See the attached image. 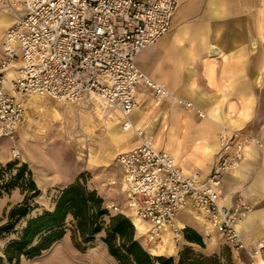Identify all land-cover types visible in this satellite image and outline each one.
Returning a JSON list of instances; mask_svg holds the SVG:
<instances>
[{"label":"built area","instance_id":"1","mask_svg":"<svg viewBox=\"0 0 264 264\" xmlns=\"http://www.w3.org/2000/svg\"><path fill=\"white\" fill-rule=\"evenodd\" d=\"M177 2L0 0L2 9L16 12L0 48V139L14 142L24 121L22 100L33 96L85 108L97 101L125 117L136 108L139 81L156 103L169 98L162 86L138 70L135 58L169 31ZM12 69L15 76L4 93L5 75ZM197 115L201 117L198 111ZM124 128L129 129L130 124L126 122ZM135 135L139 144L117 154L115 162L125 209L142 226L145 239L159 243L176 214L192 207L207 218L231 248L244 251L235 227L249 208L240 200L232 209L220 206L222 195L217 183L223 173L238 168L248 148L261 147V141L240 131L231 132L226 140L220 138V150L211 170L200 182L196 175L183 173L167 153L154 149L141 132ZM10 155L17 159L19 152L13 147ZM104 209L113 214L121 212L113 203ZM171 234L176 241L182 236L178 228H171ZM246 254L248 261L244 264L264 259V237Z\"/></svg>","mask_w":264,"mask_h":264},{"label":"crops","instance_id":"2","mask_svg":"<svg viewBox=\"0 0 264 264\" xmlns=\"http://www.w3.org/2000/svg\"><path fill=\"white\" fill-rule=\"evenodd\" d=\"M0 18L5 19L0 21L2 27H7L14 19L13 15L3 12ZM135 64L147 79L162 86L170 97L156 103L150 90L139 81L135 93L136 108L126 118L117 109L97 110L95 101L90 109L81 105L67 108L75 114L92 111V115L100 117L110 142H125L120 153L136 147L139 139L135 134L141 132V137L154 149L173 157L183 173L196 175L203 182L220 150V138L226 140L231 132L240 131L264 142V0H178L169 31L140 51ZM14 76L12 69L4 80L11 82ZM36 98L39 97L33 100ZM33 100L24 101L27 116L36 109H43L36 107L40 99L35 103ZM184 102L191 106L185 107ZM115 113L118 114V125L112 120ZM54 117L60 120L59 114ZM24 122L25 127L18 132V138L28 132L29 116ZM126 122L130 124L129 129L124 128ZM30 171L40 191L45 183L39 182L38 171ZM119 177L120 173L115 176V184L120 185ZM73 181L69 179L59 188ZM217 186L222 195L221 206L232 209L237 197L256 206L254 213L238 227L242 238L253 237L247 240L248 243L246 241L252 251L264 237V151L248 148L238 169L223 173ZM102 192L106 197L108 192ZM124 209V206L120 208V214L131 221V214ZM188 213L187 210L179 212L175 226L182 227L180 221H185L189 228L196 230ZM196 225L203 228L199 223ZM164 231L161 241L173 254L170 229ZM139 244L149 253L147 248L151 250L153 243L148 245L142 240ZM103 248L107 251L105 245ZM54 251L59 252V261L55 264H87L73 260L79 253L73 246L70 232L35 258L34 264Z\"/></svg>","mask_w":264,"mask_h":264},{"label":"rangeland","instance_id":"3","mask_svg":"<svg viewBox=\"0 0 264 264\" xmlns=\"http://www.w3.org/2000/svg\"><path fill=\"white\" fill-rule=\"evenodd\" d=\"M1 12L0 10V13ZM7 27L0 26V41H2ZM8 83L7 80L4 82V93L9 91L10 81H8ZM28 99L33 100V98ZM36 99L41 100L36 104V107L43 109L42 111L36 109L28 115L31 119L29 128H27L28 132L24 134L22 138H18V132L25 127V122L23 121L14 135V142H10L7 139H0V164L4 165L8 162H16L20 165L27 163L28 168L40 173L39 177L41 181L39 182L45 183L40 190L39 197L33 201V206L36 208L27 218L44 210H50L52 208V200L57 195L59 189H61L59 187L62 183L69 179L75 180L78 177H81L87 189H97L98 192L96 190L94 191L100 198V195L104 196L102 191L105 193L108 192L107 196H104L105 198H101L103 207L109 203H113L119 209L124 206V195L118 188L119 184H115L117 182L115 176L117 177L120 173L115 158L116 155L121 152L125 142L118 144L110 142L109 137L105 133V127L101 118L92 115V111L91 113L75 114L74 110L72 112L67 110L68 107L74 108L75 104L55 101L48 98ZM36 99L33 100L34 103ZM56 114L60 116V120L58 121L54 117ZM28 116L24 109V119ZM13 147L19 152V157L17 159H13L10 155V150ZM256 148L260 151H264V142H261V147ZM32 162L35 164H32ZM119 178H121V176ZM21 200L22 195L18 190H14L8 195H3L0 198V219L4 221V216L8 210L20 203ZM237 200L242 201L244 205L249 208L247 214L252 215V213H254L256 208L255 205L245 202L241 197H237L235 201ZM187 211L190 212L188 215L191 217L193 226L196 230L190 229L201 237L203 248L189 243L184 239V229L189 227L187 226V222L180 221L182 227L178 229L182 232L181 238L177 241L174 240L173 237L170 239V241L172 240V247L173 244L175 245V248L173 247L174 253H169L167 244L160 241L159 243L151 244V250L146 247L149 253H151V256L170 257L177 260L179 253H181L183 249L189 248L195 254H202L205 256L216 255L222 256L223 258L229 257L232 264H238L239 262L245 263L248 261L246 252L250 251V249L247 240L253 238L252 236L249 235L247 239L240 237L245 250L235 251L227 244L223 235L210 225L204 215L192 207H189ZM107 214L108 216H105L103 219L105 223L108 222V218L111 216L122 215L120 213L113 214L108 212ZM24 221L25 220L19 224L18 228L24 225ZM132 221L135 223L133 217ZM196 223H199L203 228H198ZM67 232H70L69 227H67ZM101 235L95 236L93 241L87 245L82 244L81 241L76 238L77 235L75 238L72 236V240L73 238L75 239L74 243L79 249L77 250L75 248L79 254H77L76 258L73 260L87 264H117V262L108 255L107 251L104 250V243L100 238ZM12 238V235H7L0 239V248L2 249ZM134 239L138 243H141L142 240L148 243V245L150 243L142 235V232L139 233L134 231ZM36 261V259L31 261L21 259L20 262L23 264L25 262V264H34ZM58 261L59 252L54 251L53 254L36 264H55Z\"/></svg>","mask_w":264,"mask_h":264},{"label":"trees","instance_id":"4","mask_svg":"<svg viewBox=\"0 0 264 264\" xmlns=\"http://www.w3.org/2000/svg\"><path fill=\"white\" fill-rule=\"evenodd\" d=\"M14 190L19 191L22 200L8 210L4 221L0 219V239L13 236L0 248V264H19L21 259L31 261L41 256L63 238L67 227L71 237L77 235L84 245L103 234L100 238L117 264H232L229 257L195 254L189 248L183 249L177 260L151 256L134 239V229L126 217L111 216L105 223L108 214L102 199L87 189L81 177L59 189L50 210L29 218L36 208L33 201L40 195L30 169L16 162L0 164V198ZM23 220L24 225L18 228ZM74 238L73 246L79 250ZM184 239L203 248L201 237L190 228L184 229Z\"/></svg>","mask_w":264,"mask_h":264},{"label":"bare ground","instance_id":"5","mask_svg":"<svg viewBox=\"0 0 264 264\" xmlns=\"http://www.w3.org/2000/svg\"><path fill=\"white\" fill-rule=\"evenodd\" d=\"M0 10L3 12V14H5V15H9V16H11L12 17V15L13 14H15L16 12L15 11H8V10H6V9H2L1 7H0ZM0 21H5V19L4 18H0ZM14 70V69H13ZM34 97H36V96H33V97H29V98H34ZM39 98H43V97H39ZM46 98V97H45ZM26 99H28V98H25V99H23L22 100V104H23V107H24V101L26 100ZM77 105H79V104H77ZM95 106H96V108H97V110H100V111H103V110H105L106 108L104 107V106H101V104L100 103H98L97 101H95ZM85 108V107H84ZM24 109H25V107H24ZM87 109H90V108H87ZM117 111V110H116ZM119 111V110H118ZM120 112V111H119ZM119 112H116V113H119ZM115 113V114H116ZM121 113V112H120ZM108 114V113H107ZM114 114V115H115ZM123 116V115H122ZM121 117V116H120ZM124 118H126L125 116H123ZM107 118V117H106ZM112 120H113V122H114V125H118L119 124V119H118V114H116L115 116H112ZM127 129V128H126ZM170 156V155H169ZM173 158V157H172ZM173 160H174V162L176 163V161H175V159L173 158ZM177 164V163H176ZM239 167V166H238ZM119 169V168H118ZM238 169V168H237ZM236 169V170H237ZM236 170H234V171H236ZM234 171H232V172H234ZM231 172V173H232ZM121 179V178H120ZM120 190H121V183H120ZM122 191V190H121ZM219 205H220V201H219ZM221 206V205H220ZM188 208H186V209H184V210H182V211H186ZM179 212H181V211H179ZM178 212V213H179ZM177 213V214H178ZM176 214V215H177ZM249 214H246V215H244L243 216V218L237 223V225H236V227H235V229H236V231H237V233L239 234V230H238V227H239V225L241 224V223H243V221L247 218V216H248ZM133 217V216H132ZM132 217H131V222H132V224L136 227V229L138 230V231H141L142 230V226H139V224H138V222H137V220L134 218V221H135V223L132 221ZM175 218H176V216L174 217V219H173V222L171 223V226H169V227H166V228H169L170 229V234H171V228H178L177 226H175ZM165 228V229H166ZM144 230V229H143ZM142 230V231H143ZM172 235V234H171ZM239 236H240V234H239ZM241 237V236H240ZM161 238H162V235H161ZM175 245L173 244V247H174ZM175 248V247H174ZM173 249V248H172ZM255 262H256V264H264V259H259V258H257L256 260H255Z\"/></svg>","mask_w":264,"mask_h":264}]
</instances>
